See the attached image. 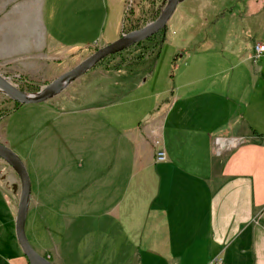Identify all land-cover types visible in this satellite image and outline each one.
<instances>
[{"label":"crops","instance_id":"1","mask_svg":"<svg viewBox=\"0 0 264 264\" xmlns=\"http://www.w3.org/2000/svg\"><path fill=\"white\" fill-rule=\"evenodd\" d=\"M128 1L0 0V73L46 72L115 41ZM220 13L225 29L203 25ZM164 43L175 73L137 80L141 108L126 80L88 92L91 120L108 130L105 155L31 190L30 242L51 263L264 264V0H184ZM17 207L0 215V264H30Z\"/></svg>","mask_w":264,"mask_h":264},{"label":"rangeland","instance_id":"2","mask_svg":"<svg viewBox=\"0 0 264 264\" xmlns=\"http://www.w3.org/2000/svg\"><path fill=\"white\" fill-rule=\"evenodd\" d=\"M167 2L168 0H130L123 34L132 33L156 20ZM188 3L190 2L185 4ZM181 5H184V2L179 4ZM204 7L205 11L214 14L219 5L218 2L217 4L210 2ZM221 15V13L219 16L214 15L203 25L209 29H225L228 21ZM164 29L124 50L106 56L80 74L56 96L44 102L20 104L0 91V142L8 145L22 158L30 175L33 191L38 194L41 188L48 184L61 186L68 178V174L75 175L78 163L83 157L89 154L98 157L105 155L108 144L105 142L109 140L108 130H103L102 121L98 124L93 122L89 110H86L93 103L87 99L89 91L103 88L105 82L109 80L113 82L126 80L128 91H132L127 99L129 105L141 108L142 90L136 87L137 80L143 75L145 78L151 74L161 82L165 76L175 73L173 63L175 55L167 44L162 43L163 36L165 39V32L162 34ZM161 43L163 46L157 54ZM99 47L95 45L90 49H80L66 54L61 64L49 66L46 72L31 76L0 74L23 92H38L63 73L76 67ZM102 114L99 112L96 119L102 118ZM93 124H96L95 130L92 129ZM82 145L84 146L81 147ZM158 152L165 155L160 161L165 160L164 149L160 148ZM0 181L4 182L9 198L8 201L0 187V215L7 221L9 219L7 205L11 206V211L16 210L18 206L21 180L16 169L1 157ZM27 220L26 234L31 236L29 241L35 245V238L28 226L30 218Z\"/></svg>","mask_w":264,"mask_h":264},{"label":"water","instance_id":"3","mask_svg":"<svg viewBox=\"0 0 264 264\" xmlns=\"http://www.w3.org/2000/svg\"><path fill=\"white\" fill-rule=\"evenodd\" d=\"M184 0H168L158 18L146 26L121 37L102 47H99L92 55L80 62L76 67L67 71L53 80L50 84L38 92H23L0 74V91L6 93L20 104H33L44 102L56 96L64 87L74 81L80 74L96 65L106 56L124 50L166 28L167 23L180 3ZM0 157L10 163L18 172L21 180V195L16 215V236L26 258L30 264H53L41 257L26 234V220L31 198V179L22 158L8 145L0 142Z\"/></svg>","mask_w":264,"mask_h":264},{"label":"built area","instance_id":"4","mask_svg":"<svg viewBox=\"0 0 264 264\" xmlns=\"http://www.w3.org/2000/svg\"><path fill=\"white\" fill-rule=\"evenodd\" d=\"M129 2H130V0L128 1V4H129ZM262 53H264V43L256 44L255 45V58H259ZM157 158H158V160L164 159L165 158L164 153L158 152Z\"/></svg>","mask_w":264,"mask_h":264},{"label":"trees","instance_id":"5","mask_svg":"<svg viewBox=\"0 0 264 264\" xmlns=\"http://www.w3.org/2000/svg\"><path fill=\"white\" fill-rule=\"evenodd\" d=\"M164 32H165V29L163 30V33L162 34H164ZM151 39V38H150ZM155 39V38H154ZM165 39H164V36H163V41H164ZM163 41H162V43H163ZM162 43H161V46H162ZM161 46H160V48H159V50H158V53L157 54H159V52H160V49H161Z\"/></svg>","mask_w":264,"mask_h":264}]
</instances>
